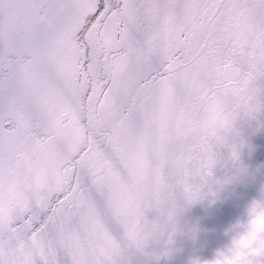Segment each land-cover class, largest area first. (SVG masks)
I'll return each instance as SVG.
<instances>
[{"label":"snow or ice","instance_id":"snow-or-ice-1","mask_svg":"<svg viewBox=\"0 0 264 264\" xmlns=\"http://www.w3.org/2000/svg\"><path fill=\"white\" fill-rule=\"evenodd\" d=\"M261 118L264 0H0V264H159Z\"/></svg>","mask_w":264,"mask_h":264},{"label":"rangeland","instance_id":"rangeland-1","mask_svg":"<svg viewBox=\"0 0 264 264\" xmlns=\"http://www.w3.org/2000/svg\"><path fill=\"white\" fill-rule=\"evenodd\" d=\"M246 146L240 153L244 171L217 168L214 175L223 180L231 177L215 197L186 206L180 216L182 231L174 238L173 251L159 264H190L193 259L212 261L234 234L230 229L246 219L249 203L258 198L264 185V118L241 125Z\"/></svg>","mask_w":264,"mask_h":264},{"label":"clouds","instance_id":"clouds-1","mask_svg":"<svg viewBox=\"0 0 264 264\" xmlns=\"http://www.w3.org/2000/svg\"><path fill=\"white\" fill-rule=\"evenodd\" d=\"M245 216L230 229L234 234L229 244L217 251L214 260L219 264H252L254 259L264 257V185L258 198L247 206Z\"/></svg>","mask_w":264,"mask_h":264}]
</instances>
